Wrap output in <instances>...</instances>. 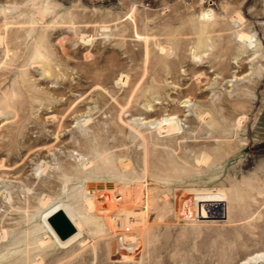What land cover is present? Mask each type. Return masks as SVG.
<instances>
[{
    "label": "rangeland",
    "instance_id": "1",
    "mask_svg": "<svg viewBox=\"0 0 264 264\" xmlns=\"http://www.w3.org/2000/svg\"><path fill=\"white\" fill-rule=\"evenodd\" d=\"M262 252L264 0H0V264Z\"/></svg>",
    "mask_w": 264,
    "mask_h": 264
},
{
    "label": "water",
    "instance_id": "2",
    "mask_svg": "<svg viewBox=\"0 0 264 264\" xmlns=\"http://www.w3.org/2000/svg\"><path fill=\"white\" fill-rule=\"evenodd\" d=\"M198 219L222 220L227 218L226 201H200ZM49 223L62 240L73 235L77 228L63 209L56 210L48 219Z\"/></svg>",
    "mask_w": 264,
    "mask_h": 264
},
{
    "label": "bare ground",
    "instance_id": "3",
    "mask_svg": "<svg viewBox=\"0 0 264 264\" xmlns=\"http://www.w3.org/2000/svg\"><path fill=\"white\" fill-rule=\"evenodd\" d=\"M240 21V20H239ZM242 37V36H241ZM242 40H243V47L245 48V50H254L255 52H257L258 51V48H259V45L257 44V43H254V42H252L251 41V39H246V38H243L242 37ZM168 120H167V125L169 126V128H170V125L168 124ZM168 128V127H167ZM169 130V129H168ZM64 210V209H63ZM49 219V218H48ZM49 222V221H48ZM51 225V224H50ZM75 225V224H74ZM76 226V225H75ZM53 228V227H52ZM77 228V227H76ZM78 230V229H77ZM55 231V230H54ZM77 232V231H76ZM75 232V233H76ZM74 233V234H75ZM57 234V233H56ZM73 234V235H74ZM58 235V234H57ZM73 235H71V236H73ZM70 236V237H71ZM59 237V236H58ZM69 237V238H70ZM60 238V237H59ZM68 239V238H67ZM66 239V240H67ZM60 240H62L61 238H60ZM62 241H65V240H62ZM262 258H264V252H262V253H258L257 255L255 254V255H251L250 257H248V258H246L244 261H242L240 264H254L255 262H257L259 259H262ZM263 260V259H262Z\"/></svg>",
    "mask_w": 264,
    "mask_h": 264
}]
</instances>
